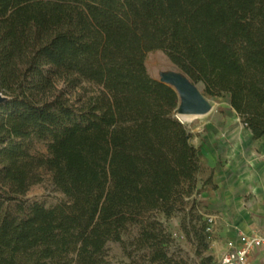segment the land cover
I'll use <instances>...</instances> for the list:
<instances>
[{
  "label": "trees",
  "instance_id": "16d2710c",
  "mask_svg": "<svg viewBox=\"0 0 264 264\" xmlns=\"http://www.w3.org/2000/svg\"><path fill=\"white\" fill-rule=\"evenodd\" d=\"M155 51L264 138V0H0V264H108L131 228L149 264H179L155 214H184L207 250L213 169L173 116L175 89L147 71ZM58 81L99 91L71 101ZM43 173L63 202L24 200Z\"/></svg>",
  "mask_w": 264,
  "mask_h": 264
},
{
  "label": "rangeland",
  "instance_id": "374dc122",
  "mask_svg": "<svg viewBox=\"0 0 264 264\" xmlns=\"http://www.w3.org/2000/svg\"><path fill=\"white\" fill-rule=\"evenodd\" d=\"M146 68L149 75L154 79H161L166 74L177 73L175 68L168 62L166 57L159 51L150 52L146 55ZM58 90L66 93V96L71 101H85L87 98L94 96L99 91L94 85L88 83H80L75 87H70L63 81L56 83ZM201 92L202 87L196 85ZM207 104V112L203 115L195 116L187 123H183L187 128L191 136V144L199 149V156L201 162L207 158L213 159V151L209 148L212 146L219 147L221 149H233L235 142L229 138L230 134L239 131L243 132L244 126L240 123V120L236 113L231 109L229 104V97L222 95L219 98L212 100L205 99ZM179 108V107H178ZM178 108L173 112V116L179 120L176 113ZM255 144V143H254ZM264 147V139L257 143ZM260 149L258 148L257 154L261 156ZM31 153L45 154V144L42 142H33L31 145ZM254 154V153H252ZM216 159V157L214 158ZM260 162L264 157L256 158ZM221 168L225 165L220 162V159L216 160ZM253 167V166H252ZM237 168L234 161H232L231 169ZM252 173H255L252 168ZM248 173V178H254L253 174ZM211 195V194H210ZM252 193L240 197L242 202L245 203L246 209L251 205H257V202H250ZM210 197V196H209ZM24 200L28 202H41L46 207L61 203L65 200L64 196L57 192L52 185L51 177L47 173L42 174V180L39 184L32 186L24 196ZM199 201L204 205L200 210L203 219L206 221V233H208L207 250L200 256L196 255V248L192 240V236L188 233L187 219L184 214H175L168 218H165L162 214H155V218L160 221L166 231L172 236V242L167 246L168 257L174 262L179 264H201L205 261V258L211 257L212 262L210 264H218V249L224 248L227 243L223 236V226L221 223V209L214 210L211 204L203 203L200 198ZM261 203H264L262 201ZM253 210V209H252ZM212 220L211 223L208 220ZM137 234L136 228H131L124 236V240L127 243V250H123L116 243H108L106 246V252L104 260L108 264H149L147 261V252H135L130 246L133 238ZM240 236V233H237Z\"/></svg>",
  "mask_w": 264,
  "mask_h": 264
},
{
  "label": "crops",
  "instance_id": "0c3cea01",
  "mask_svg": "<svg viewBox=\"0 0 264 264\" xmlns=\"http://www.w3.org/2000/svg\"><path fill=\"white\" fill-rule=\"evenodd\" d=\"M243 132L244 134L239 131L230 134L229 138L236 144L233 149L226 150L216 146L209 148L214 152L213 159L207 158L203 163L213 169V184L216 190L208 191L200 199L203 203L209 201L214 210L218 208L222 211L220 224L223 226V236L227 245L221 250L218 249L219 260L228 250L229 243L238 244L237 233L247 236L264 234V203H261L264 201V159L261 162L256 159L264 157V147L257 144L260 140L252 139L247 129L244 128ZM258 148H261V156L257 154ZM217 159L225 165L224 168L220 167ZM232 161L237 167L233 171ZM252 168L255 173H252ZM248 173H252L254 178L249 179ZM249 192L252 193L250 202H257L256 206L250 204L253 210L246 209L247 205L240 199ZM252 260L254 264H264V257L259 254H254Z\"/></svg>",
  "mask_w": 264,
  "mask_h": 264
},
{
  "label": "water",
  "instance_id": "95a60500",
  "mask_svg": "<svg viewBox=\"0 0 264 264\" xmlns=\"http://www.w3.org/2000/svg\"><path fill=\"white\" fill-rule=\"evenodd\" d=\"M178 75L181 76L182 79H179L176 76H171L170 74H166L159 79L161 83L175 89L179 98V108L176 111L177 115L199 116L205 114L208 107L205 98L201 95L199 89L195 85H192L184 76L180 74ZM194 87H196V89ZM6 100L7 98L0 93V105ZM178 121L183 124L180 120Z\"/></svg>",
  "mask_w": 264,
  "mask_h": 264
},
{
  "label": "built area",
  "instance_id": "2783aa9c",
  "mask_svg": "<svg viewBox=\"0 0 264 264\" xmlns=\"http://www.w3.org/2000/svg\"><path fill=\"white\" fill-rule=\"evenodd\" d=\"M208 222L211 223L212 220ZM254 254L264 257V234L240 235L237 245L228 244V250L218 264H254Z\"/></svg>",
  "mask_w": 264,
  "mask_h": 264
},
{
  "label": "bare ground",
  "instance_id": "6f19581e",
  "mask_svg": "<svg viewBox=\"0 0 264 264\" xmlns=\"http://www.w3.org/2000/svg\"><path fill=\"white\" fill-rule=\"evenodd\" d=\"M171 76H176L178 77L179 79H182L181 76H179L177 73H170ZM196 89V87H194ZM179 120L182 122V123H187L188 121H190L193 117V115H190V116H179Z\"/></svg>",
  "mask_w": 264,
  "mask_h": 264
}]
</instances>
